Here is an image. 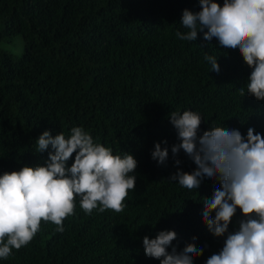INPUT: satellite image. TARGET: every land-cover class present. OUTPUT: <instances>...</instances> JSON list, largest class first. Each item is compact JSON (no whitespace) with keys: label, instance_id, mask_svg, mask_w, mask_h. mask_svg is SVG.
I'll use <instances>...</instances> for the list:
<instances>
[{"label":"trees","instance_id":"1","mask_svg":"<svg viewBox=\"0 0 264 264\" xmlns=\"http://www.w3.org/2000/svg\"><path fill=\"white\" fill-rule=\"evenodd\" d=\"M184 9L200 11L199 0H0V36L25 41L19 57L0 52V175L42 165L48 153L36 151V139L45 130L67 137L73 127L138 161L123 212L88 215L77 199L62 233L42 221L34 239L0 264H160L144 254L143 237L166 229L178 234L177 251L193 242L204 248L194 264L221 250L224 238L202 218L203 200L219 182L205 178L188 190L169 180L196 165L183 150L171 153L180 141L167 118L190 109L204 119L200 135L211 126L264 134V101L241 95L251 69L238 52L225 56L203 33L177 38L188 31ZM205 55L217 58L219 73ZM157 142L169 149L164 165L151 156ZM241 218L237 209L230 232Z\"/></svg>","mask_w":264,"mask_h":264},{"label":"clouds","instance_id":"2","mask_svg":"<svg viewBox=\"0 0 264 264\" xmlns=\"http://www.w3.org/2000/svg\"><path fill=\"white\" fill-rule=\"evenodd\" d=\"M199 5L201 10L195 13L183 10L180 23L188 31H177V38L197 41L203 33L205 41H218L217 47L227 51L225 56L238 52L251 69L245 82L247 92L241 87V95L264 101V0H199ZM204 59L211 72H220L215 56ZM167 119L180 141L171 146V153L178 156L183 150L196 165L191 172L178 169L169 180L188 190L199 189L205 178L220 185L210 198H204L202 218L213 236L224 242L205 264H264V134L252 127L244 136L239 129L211 126L200 135L204 119L190 109L171 112ZM162 143L157 142L151 153L160 165L169 157ZM36 144L39 154L48 153L42 165H25L0 175V259L26 247L42 221L55 224L62 233L64 220L75 214L77 199L88 215L94 210L121 213L129 191L137 187L134 155L113 154L83 127H73L67 137L45 130ZM176 164L181 161L177 159ZM237 209L242 218L237 230L230 232ZM177 235L166 229L155 238L144 236V254L160 264H194L204 255V248L193 242L177 251L172 246Z\"/></svg>","mask_w":264,"mask_h":264},{"label":"rangeland","instance_id":"3","mask_svg":"<svg viewBox=\"0 0 264 264\" xmlns=\"http://www.w3.org/2000/svg\"><path fill=\"white\" fill-rule=\"evenodd\" d=\"M25 49V41L21 35L0 36V52L9 51L14 56L19 57Z\"/></svg>","mask_w":264,"mask_h":264}]
</instances>
